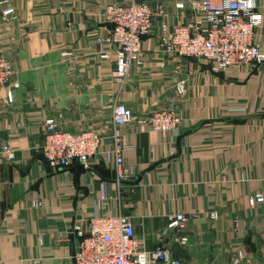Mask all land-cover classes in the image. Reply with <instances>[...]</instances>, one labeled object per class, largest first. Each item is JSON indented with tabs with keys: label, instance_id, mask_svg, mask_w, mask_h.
Segmentation results:
<instances>
[{
	"label": "crops",
	"instance_id": "0c3cea01",
	"mask_svg": "<svg viewBox=\"0 0 264 264\" xmlns=\"http://www.w3.org/2000/svg\"><path fill=\"white\" fill-rule=\"evenodd\" d=\"M117 1L11 0L14 13L0 11V54L18 82L12 102L0 86V146L13 151L12 158L0 157V264H73L72 224L93 212L119 211L131 217L143 248L161 242L184 264H264V62L217 72L163 50L159 25L187 21L190 10L175 7L187 0H144L161 13L142 38L139 63L120 84L111 76L114 64L97 53V39L109 29L102 9ZM257 3L264 17V0ZM254 39L264 49V19ZM180 78L182 96L174 89ZM115 101L134 117L122 138L133 145L124 156L139 181L117 185L104 154L108 138L84 173L79 163L61 169L44 161L45 118L69 132L107 134ZM167 105L182 119L177 131L137 122ZM258 191L263 197L250 206ZM103 193L113 198L103 201ZM35 199L41 204L34 206ZM177 211L196 217L167 229L166 215Z\"/></svg>",
	"mask_w": 264,
	"mask_h": 264
},
{
	"label": "built area",
	"instance_id": "2783aa9c",
	"mask_svg": "<svg viewBox=\"0 0 264 264\" xmlns=\"http://www.w3.org/2000/svg\"><path fill=\"white\" fill-rule=\"evenodd\" d=\"M175 7L190 10V17L171 28L160 23L157 41L163 50L190 57L217 72L231 67L252 69L264 62V49L254 39L255 29L264 19L257 0H187L177 2ZM0 11L3 17L13 14L11 0H0ZM156 13L161 10L153 9L144 0H119L103 7L102 21L111 26L97 39V53L99 58H109L114 64L111 76L120 84L126 81L132 65L139 63L142 38L151 32ZM70 54V51L63 52L65 56ZM14 73L10 60L0 54V86L6 87L9 102L13 100V89L18 87ZM174 89L178 96L184 95L186 79H178ZM133 118L129 109L118 101L112 107L107 134L92 128L69 132L58 125L55 117H47L42 126V157L54 168L62 169L75 163L88 167L108 138L109 146L104 154L113 167L115 182L119 186L123 181L136 180L139 171L124 156L133 145L122 138V127ZM137 122L148 124L155 132H171L181 127L182 119L174 106L167 105L155 107L137 118ZM2 155L12 158V148L7 144L0 146V157ZM262 197V191L254 193L248 199L249 205L253 206ZM111 198L102 195L103 201ZM41 202L35 199L33 205ZM210 215L217 216L216 212ZM195 217V212L168 213L166 228H178ZM70 232L78 239L72 255L73 264H184L161 242L152 249L143 248L131 217L121 211L115 214L93 212L75 221ZM186 241V236L180 238L181 243Z\"/></svg>",
	"mask_w": 264,
	"mask_h": 264
},
{
	"label": "water",
	"instance_id": "95a60500",
	"mask_svg": "<svg viewBox=\"0 0 264 264\" xmlns=\"http://www.w3.org/2000/svg\"><path fill=\"white\" fill-rule=\"evenodd\" d=\"M102 25L105 26L106 28H110V26H111V24L109 22H104V23H102ZM217 120L223 121L225 119L224 118H220V119H217ZM76 170L79 173H84L86 171V169L84 168V166L81 165V164L78 165V166H76ZM140 178H141V175H138L136 181H139Z\"/></svg>",
	"mask_w": 264,
	"mask_h": 264
}]
</instances>
